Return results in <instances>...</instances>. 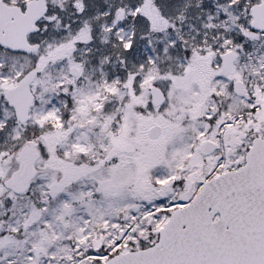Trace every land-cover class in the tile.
Here are the masks:
<instances>
[{"label": "snow or ice", "instance_id": "snow-or-ice-1", "mask_svg": "<svg viewBox=\"0 0 264 264\" xmlns=\"http://www.w3.org/2000/svg\"><path fill=\"white\" fill-rule=\"evenodd\" d=\"M0 264H264V0H0Z\"/></svg>", "mask_w": 264, "mask_h": 264}]
</instances>
